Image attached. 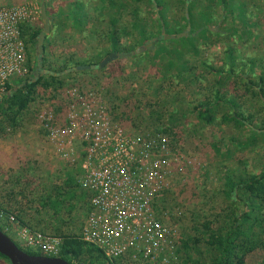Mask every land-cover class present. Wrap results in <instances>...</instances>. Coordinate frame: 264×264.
<instances>
[{
  "label": "rangeland",
  "instance_id": "374dc122",
  "mask_svg": "<svg viewBox=\"0 0 264 264\" xmlns=\"http://www.w3.org/2000/svg\"><path fill=\"white\" fill-rule=\"evenodd\" d=\"M3 1L30 4L35 10L37 7L40 15L32 23L44 28L39 0ZM109 1L45 0L52 16L51 30L44 41L45 69L59 70L75 60L97 62L101 59L100 51H112L116 47L131 51L139 44L133 34V18L126 9L117 27L118 31L120 29L119 46L111 42L109 34L115 31L110 27L111 17L107 13ZM144 1L141 20L151 19L155 16L154 9ZM167 2L170 3L167 11L170 18H182L183 0ZM128 4H133V0ZM244 4L248 12L242 17L249 18L246 25L238 20L237 14L225 20L217 0H196L192 4V19L196 25L192 29L189 24L188 35L191 31L193 35L197 34L200 21L207 16L222 21L224 31L230 27V31L221 30L223 35L215 36L212 42L199 36L198 46L188 48L189 40L182 37L162 39L165 30L162 33L152 30L146 40L161 36L152 49L120 57L103 68L77 70L81 72L72 74L74 70L65 72L61 74L63 83L59 87L40 86L36 98L17 124L8 121L0 124L2 228L8 226L6 231L23 247L27 245L19 241L18 233L25 226L33 232L79 233L89 209L88 193L79 186L81 171L56 153L50 138L52 126L46 127L40 115L52 112L53 127L65 129L73 99L92 95L103 101L107 111L127 131L144 133L166 129L172 143L170 155L180 154L193 159L192 166L185 164L187 166L184 165L182 170L179 168L181 172H175L171 177L167 189L170 192L165 194L167 201L161 203L167 205L173 215L182 213L176 221L180 231L187 233L189 229L193 233L195 226L200 230L203 222L213 221L215 214L228 205L223 192L224 173L244 167L255 172L264 169V137L254 134L233 117L227 116L223 121L229 111L227 104L221 106L213 124L204 123L192 112L199 101L214 98L220 91V96L236 98L239 111L246 115L254 112L255 126L264 119L263 103L244 87L240 77L228 73V48H232V65L236 71L244 72L248 69L247 63H254L251 74H255V79L259 77L256 80L258 89L260 77L264 79V63L255 60V56L264 58V0H246ZM124 28L127 33L122 32ZM26 43L28 59L31 56L37 59V49ZM69 58L75 60L69 62ZM173 60L175 63L170 64ZM219 68L224 71L220 73ZM247 136L255 142L245 146ZM48 195L53 202L46 205L44 198ZM263 252L259 248L250 253L246 264H261ZM0 262L6 261L0 257Z\"/></svg>",
  "mask_w": 264,
  "mask_h": 264
},
{
  "label": "built area",
  "instance_id": "2783aa9c",
  "mask_svg": "<svg viewBox=\"0 0 264 264\" xmlns=\"http://www.w3.org/2000/svg\"><path fill=\"white\" fill-rule=\"evenodd\" d=\"M35 8L0 0V94L11 80L31 73L21 26L38 20ZM111 115L93 95L73 99L65 129L53 127L52 112L40 115L46 127L52 126L56 153L80 169L79 186L89 196L78 234L98 247L108 264H183L182 232L176 222L182 213L173 215L161 203L174 173L194 161L170 155L172 143L164 131L129 132ZM3 220L0 210L1 227ZM18 236L27 247L47 255H56L62 242L59 234L33 232L27 226Z\"/></svg>",
  "mask_w": 264,
  "mask_h": 264
},
{
  "label": "trees",
  "instance_id": "16d2710c",
  "mask_svg": "<svg viewBox=\"0 0 264 264\" xmlns=\"http://www.w3.org/2000/svg\"><path fill=\"white\" fill-rule=\"evenodd\" d=\"M143 1L144 0H133V4H128L131 0L109 1L107 13L108 16L111 17L110 27L115 31L112 35L109 34V38L116 46H119L118 33L120 32V29L118 31L117 27L121 22L124 9L129 10V15L133 18V34L136 35V39H138L139 43L134 47L135 49L149 40H146V37L148 36V32L152 30H161V33L162 30H165L166 34H178L185 31L189 24L192 25V29L196 25L192 19V4L196 0H183L184 5L181 7L183 8L182 18H170L167 13L170 3H166V0H145L144 2L148 1V3L152 5L155 16H152L151 19L149 17L141 20ZM210 1L213 2L214 0ZM244 1L246 0H217L224 11L222 17L227 20L230 16H233V14H237L238 20L243 23V25H246L249 18L244 17L243 19L242 17L243 13L246 12L247 14L248 12V8L244 4ZM188 2H190L189 5H186ZM48 14L52 17L49 11ZM211 22H214V24ZM216 22L217 21L211 16L204 17L196 30H200L197 34L193 35L191 31L188 36L182 37L183 40H189L188 48L189 46L190 48L198 46L196 40L199 36L210 42L215 39V36L221 37L223 35L222 31H224V25L222 21ZM21 28L25 41L31 43L35 50L37 49L38 51L37 43L43 27L38 23L29 22L23 23ZM230 30V27L225 28V31ZM193 31H195V29ZM122 32L127 33L125 32V28ZM244 34L247 35V32L245 31ZM163 38L164 36L162 39ZM126 50V48L116 47L112 51L125 52ZM112 51H100L98 54L101 55V59L97 62L75 59L74 61L69 58V62L70 60L74 61L72 64L66 63L63 65L64 67L59 70L49 69L52 73L48 72L45 74L43 72V70H45L43 65H45L46 62V45L44 44L42 65L38 62V56L37 59L36 56H31L28 59L31 69L30 75L23 79L11 80V82L7 84L6 91L2 93L3 97L0 100V124L7 121L12 125L17 124L19 117L30 107V104L36 98L40 86L48 87L58 85L54 87H59L63 83L61 80L63 76H61V74L65 73L67 69L80 64H99L100 61ZM232 56L233 49L228 48L227 60L228 63H230L228 73L240 77L244 82V87L263 103L262 108L264 109V79L260 77L259 83L261 87L258 89L256 80H258L259 77L255 79V74H251V72H253L252 67L254 63H247L248 69H244V72L236 71L235 67L232 65L234 62ZM255 60L260 64L264 63V58L261 59L255 56ZM173 61H171L170 64H174L175 61ZM185 61L188 63L189 58L186 57ZM176 64L179 65V63ZM222 71H224V69L219 68V72L222 73ZM80 72L81 71L77 72V70H74L71 74ZM224 103L228 105L229 111L223 116V121L226 120L225 117L227 116L233 117L241 122V125L243 124L248 129L253 130L254 134L264 137V119L260 125H257L259 127V129H257V126H255V113L252 112L246 115L244 111H239L238 108H236V98L232 100L222 95L220 96V91L219 93L217 92L214 98L199 101V103L193 107L192 112L204 123L213 124ZM163 131L165 132L166 129ZM248 138L251 137H246L244 143L247 144L245 146L255 142V139L252 140V138ZM223 185V192L226 195L228 205L215 214L213 221L203 222L200 230L195 226L193 233H191L189 229L187 233L182 231L180 252L182 253L181 261L183 264H246V259L250 253L259 248L264 251V169L260 172H255L253 169L247 167L235 170L230 169L224 173ZM169 192L170 191L167 190L165 194L168 195ZM166 199V196H164L162 202H166ZM51 202H53L51 195L44 198V204L48 205ZM165 207H167V205ZM59 235L62 237V242L59 252L56 254L57 256L63 257L73 264H75V261H82L87 264H108L103 252L98 247L84 241L78 233H59ZM21 247L33 254H43L31 247ZM0 257L6 261L5 263L0 262V264H12L5 255L0 253ZM261 264H264V258Z\"/></svg>",
  "mask_w": 264,
  "mask_h": 264
},
{
  "label": "water",
  "instance_id": "95a60500",
  "mask_svg": "<svg viewBox=\"0 0 264 264\" xmlns=\"http://www.w3.org/2000/svg\"><path fill=\"white\" fill-rule=\"evenodd\" d=\"M41 4L42 9V18L44 20V28L42 32L39 35L37 47H38V62L41 64L42 62V55L44 53V41L46 38V35L51 30V23L52 19L50 15L48 14L47 6L45 3V0H39ZM190 30V25L188 26L186 31H183L181 33H178L176 35L174 34H166L165 32L162 33L164 37L166 38H172V37H184L188 35V32ZM161 38L159 37H153L150 41L140 45L138 48L131 50V51H125V52H110L109 55H107L102 61H100L99 64H80L76 65L72 68L67 69L65 72H71L73 70H87V69H96V68H103L106 65H108L110 62L114 61L115 59H118L120 57H128L131 55H135L138 53H141L143 51H146L148 49H152L154 47V43ZM42 65V64H41ZM44 73H52L50 70L45 69L43 70ZM58 74V73H55ZM2 94H0V100L2 99ZM0 253L5 255L9 258L10 262L12 264H73L69 260L57 256V255H47V254H33L25 249H23L16 240L11 237L9 233H7L1 226H0Z\"/></svg>",
  "mask_w": 264,
  "mask_h": 264
}]
</instances>
